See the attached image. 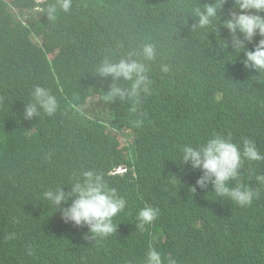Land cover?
<instances>
[{
    "label": "trees",
    "instance_id": "trees-1",
    "mask_svg": "<svg viewBox=\"0 0 264 264\" xmlns=\"http://www.w3.org/2000/svg\"><path fill=\"white\" fill-rule=\"evenodd\" d=\"M54 3L56 0L44 4L19 0V8L33 11L37 6L45 8ZM164 8L162 0H72L69 13L58 10L51 30L59 36L51 42V52L59 53L52 62L47 60L38 66L42 69L41 86L52 91L60 107L52 117L41 112L31 120L24 117L25 105L32 99L33 88L40 85V78H33L28 56L9 60L3 51L11 26L23 28L25 22L15 20V15L0 22V264H143L150 247L162 253L165 264L169 255L178 264L264 260V186L251 174H244L243 185L258 190L259 196L251 206L241 207L211 193V184L207 189L199 188L196 180L201 171L179 162L181 137L193 130L189 117L194 112L205 113L201 135L206 140L212 133H219L228 114L238 106L236 97H231L232 103L226 94L218 97L225 79L235 72V67L224 61L232 55L239 56L230 45L221 52L210 53L213 68L197 59V67L190 73L192 96L183 81L169 92L171 98L187 105L165 112L169 127L161 133L151 157L141 150L135 157L127 155L126 161L145 177L138 184L127 185L134 203L125 244L102 248L104 238L93 239L84 226L78 227L74 237L62 221V212L43 199L45 190L63 186L70 191L74 174L88 169L99 171L112 161L123 159L129 149L120 148L118 142L119 149L115 150L104 140L108 128L97 120L90 100L98 90L95 68L106 55L119 60L126 52L139 51L143 43L157 45V59L150 62L151 94L135 106L136 112L132 111L133 104L118 100L122 109L129 110L127 120L118 128L124 133L129 131L128 136L134 140L130 149L152 128L156 114L153 106L163 96L168 78L179 74L170 66L174 50L163 49L159 40L181 32L164 21L158 22ZM147 18H151L150 23L143 20ZM24 43L21 38L17 45ZM162 64L170 66L169 73L161 71ZM231 77L238 84L242 76ZM129 83L122 78L123 85ZM5 92V113H1ZM246 108L264 113V105ZM116 120L114 112L108 122L115 125ZM157 122L158 119L154 126ZM48 135L47 147L57 152L33 158L41 151L36 145L46 142ZM5 136L10 138L9 146L3 144ZM86 154L93 156L77 161ZM193 186L195 192L191 191ZM145 206L159 208L160 214L154 225L140 231L136 227L137 216ZM114 223L119 225L118 221ZM11 233L16 235L9 240L6 237Z\"/></svg>",
    "mask_w": 264,
    "mask_h": 264
},
{
    "label": "clouds",
    "instance_id": "clouds-1",
    "mask_svg": "<svg viewBox=\"0 0 264 264\" xmlns=\"http://www.w3.org/2000/svg\"><path fill=\"white\" fill-rule=\"evenodd\" d=\"M35 1L39 4L47 2ZM162 1L165 8L162 16H158V22L164 21L181 32L159 39L163 49L174 50L170 66L179 74L168 78L163 96L159 98L157 106H153L157 124L154 126V121L152 128L142 134L141 140L133 149H130L134 140L128 136L129 131L124 133L118 128L129 115V110L122 109L118 100L130 102L134 105L132 111L136 112L135 106L141 103L144 96L151 94L153 81L149 75L150 62L157 59V45L152 42L143 43L139 51L126 52L119 60L106 55L95 68L98 90L90 100L96 108L97 120L108 128L104 140L115 150L119 149L118 142L121 143L120 148L129 149L123 159L114 160L99 171L88 169L78 175L74 174L70 191L57 186L42 194L43 199L62 212V221L69 233L75 237L79 226L88 227L93 239L104 238L100 245L102 248L125 244L131 230L130 212L134 201L127 185L130 182L138 184L145 175L126 161L127 155L135 157L141 150L143 155L151 157L161 133L169 127L165 112H173L181 104L184 108L187 105L181 99L171 98L169 92L183 81L186 92L192 96L193 87L189 89V85L193 84L190 73L197 67V59L213 68L210 53L221 52L225 45H230L239 56L232 55L224 61L235 67V72L225 79L218 97L228 95L229 103H232L231 97H236L238 106L228 114V119L222 124L218 134L212 133L206 140H190L192 145L183 146L179 162L201 171L202 175L196 180L199 188L207 189L211 184V193L241 207L251 206L259 196L258 190L243 185L244 174H251L258 184L264 186V113L246 108L247 105H264V0ZM71 9L72 0H56L52 5L45 8L37 6L33 11L21 10L19 0H0V22H6L14 15L15 20L25 22L23 28L11 26V32L3 43L5 56L9 60L28 56L33 78H40V85L33 88L32 99L25 105V119L38 117L41 112L52 117L59 110L57 97L50 89L41 86L42 69L38 64L47 60L52 62L59 53V50L51 52V42L59 36L57 32H52L51 26L58 10L69 13ZM143 20L151 22V18ZM21 38L25 39V43L18 46L17 42ZM170 66L162 64L161 71L169 73ZM232 75L237 78L242 76L238 84L233 81ZM122 78L130 83L123 85ZM7 92L1 98V113H5L4 99ZM114 112L117 120L115 125H111L108 119ZM204 115L205 113L194 112L189 117L193 125L192 131L201 133V119ZM140 122L137 121L138 124ZM9 140L5 136L3 144L9 146ZM49 141L48 135L46 142L36 145L41 151L33 158L48 157L57 152L47 147ZM69 155L72 161H76ZM25 156L32 157L27 154ZM92 156L80 155L77 161L91 159ZM79 168L81 169L80 166ZM191 191L195 192L196 186ZM159 214V208L152 206L140 209L137 229L145 231L147 225H154ZM15 235L11 233L6 238L11 240ZM166 259L167 264H178L171 255ZM118 264L131 263L121 261ZM143 264H165V257L160 251L150 247ZM244 264H264V260L254 258Z\"/></svg>",
    "mask_w": 264,
    "mask_h": 264
},
{
    "label": "rangeland",
    "instance_id": "rangeland-1",
    "mask_svg": "<svg viewBox=\"0 0 264 264\" xmlns=\"http://www.w3.org/2000/svg\"><path fill=\"white\" fill-rule=\"evenodd\" d=\"M190 140H205L201 133L191 131L187 134H185L183 137H181V144L182 146L185 145H192Z\"/></svg>",
    "mask_w": 264,
    "mask_h": 264
}]
</instances>
